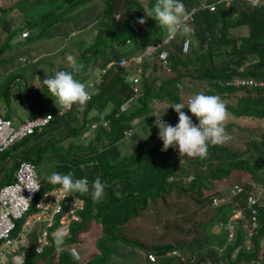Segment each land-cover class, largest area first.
Instances as JSON below:
<instances>
[{
    "label": "trees",
    "instance_id": "16d2710c",
    "mask_svg": "<svg viewBox=\"0 0 264 264\" xmlns=\"http://www.w3.org/2000/svg\"><path fill=\"white\" fill-rule=\"evenodd\" d=\"M18 1L22 0H0V13L13 12L12 9L15 7L18 10L17 14L21 15L19 18L25 20L21 23L19 18H16L18 22L23 24L21 26L16 25L14 23L15 19H13L15 15L8 14L6 21L2 24V28L5 27L9 30L7 32L8 36L2 43V49L5 48L4 44L8 43L6 41L11 38L12 34L21 32L24 27L29 28L35 35H39L45 32V28H39L40 19L43 20L40 26H43L45 24H58V17L60 19L62 17L58 13L56 16L55 9H51L53 12L51 10L41 11L40 16L37 18L32 11L28 10L34 9L33 4L39 2V0H30L32 3L22 9L17 4ZM64 1L67 3L64 8L66 10L91 0ZM195 1L197 0H183V3L187 9ZM100 2L99 19L95 20V23H99V28H96L95 40L99 39V42L94 46H84L83 49H78L81 54L88 55L87 65L79 73V80L88 83L98 79V82L91 86V88L95 87V91L91 93V98L86 103L82 114L73 113L75 115L70 119L77 120L80 118L81 122L72 131L78 132L80 128L88 127L87 119L90 118L89 114L95 107L98 108L101 103H104V107H99L103 111L111 105L109 111L95 115L96 118L93 120L98 121L100 125L94 129L92 137L87 140V144L82 149L84 154L90 153L92 158L101 159L95 169H98L99 176L105 184L104 196L100 201L92 204L90 194H79L84 198L85 206L79 211L80 220L71 224L70 235L66 237L63 250L59 252V256L55 258V244L48 246L41 253L35 252L33 248H28L25 264H118L117 257H120V261L129 259L128 261H132V264H189L188 261L185 262L181 259L180 254H171L172 250L177 251L178 244L169 242L153 244L148 249L143 250L142 255L136 249L124 252L120 246V244L125 246L131 244L135 247V245L140 244L137 239L129 238L123 231L132 230L129 225L130 221L136 219L143 211L148 210L145 208L148 206L149 198L160 197L162 193H170L173 189L176 190L175 194L177 196L187 195L189 191L202 193L208 197L207 202L210 206L216 208V211L208 220L198 222L206 232V239H202L206 244L203 250L205 252L201 253L199 251L201 254H199L197 260L192 262L193 264H221V262L222 264H255V261H257L256 264H264V201H261L264 180L258 179L255 174L257 171L264 169L263 157L250 160L244 156L248 148L239 150L226 144L220 145L213 152H210L206 158L200 159L198 163L191 162L187 167H182L181 174H192V178H188L189 182L185 185L184 180L180 177H178L179 180L174 177L171 180L172 182L168 180L169 175L174 176V173L178 170L175 164L170 163L171 155L174 154L175 157L180 155L178 148L161 151L163 141L158 138L159 130H155L148 137L139 141L129 153L118 154V146L122 143L120 139L128 137L125 129L132 127L129 119L139 116L147 110L148 112L151 111V102L154 98L169 97L172 100V105L184 103L187 107L188 96L185 101L182 100L179 85L181 83V86H184L187 90L193 89L194 87L189 81L190 78L207 84V88L202 89L201 92L209 95H219L227 108L234 111V113L245 114L249 117H264V107H262L264 99L258 98L264 96V85L255 82L236 84L229 81L234 76H249L253 81L264 78V14L262 10L247 5L242 7L239 5L219 7L213 12L201 9L195 13L192 22L194 35L197 39L196 44L191 40L188 50L183 52L181 44L185 35L177 34L170 42L171 50L166 64L158 60L155 55L146 54L142 64L133 69V61L128 57L141 52L143 46L147 43L162 40L169 32L159 26L153 18H148L143 25L138 23V19L145 16L141 2L138 0H100ZM147 3L154 4L155 0H148ZM52 13H54L53 16L48 15ZM213 17H216L218 21L215 22ZM47 19L50 24L47 23ZM52 19L54 21L51 23ZM62 22L64 20L60 21L59 24ZM239 25H247L248 27L247 35L242 37L241 40L229 36V29ZM30 31L28 32L30 33ZM108 36L112 41L107 40ZM26 38L23 36L17 42L21 43ZM86 42L87 40L83 39V43ZM6 47H9V45ZM221 48L224 49L225 55L220 61L214 62L213 53L220 51ZM121 58L127 60L125 65H119L118 60ZM109 60H113L114 63L106 71L101 72V68ZM77 61L79 62V60ZM149 65L152 66L155 72L163 70V73L168 71L169 74L162 77L163 73L160 76L159 73L161 72H159L154 77L152 69L149 73H146ZM62 67L66 69L65 71H71L68 65H62ZM94 68L100 69L95 76L91 74V70ZM129 71L132 73L138 72L140 75L138 83L136 82L139 87V92L136 95L138 103H132L129 109L124 111L120 110L122 102L134 92L132 89L133 81L128 76ZM40 73L38 74L40 75ZM97 89H99L98 94H106L110 90L109 99L104 100V102L102 98L97 99ZM197 92L199 93V90ZM226 95H233L237 99L233 102ZM252 96H255V99L249 100L239 108L238 98L247 99ZM31 103L35 102L31 101ZM135 104H137L136 107ZM74 109L75 112L80 111L76 105ZM182 111L187 114L190 112L187 108L182 109ZM41 112L44 114L47 111ZM68 114L69 112L65 111L57 114V118L50 119L46 125L57 119L66 124L71 123L67 117ZM164 118L166 122L175 126L178 114L169 106ZM124 120H127L125 126ZM103 122H109V125L105 127L102 125ZM36 133L26 136L22 139V142L25 143L30 138L35 137ZM43 136V138L46 137L44 143L36 147L38 154L47 148L55 149L57 143L65 139L58 138L53 134H44ZM95 142L96 145L94 146ZM16 143L14 142L10 148L6 149L0 155V159H4L8 155H15L14 151L19 147ZM108 150L115 155L113 156L114 161L106 157ZM36 157L31 158L35 163L38 162ZM132 160H134L132 166L125 165ZM17 162L14 161L11 168L6 170L5 181L13 177L12 173L17 166ZM196 164H199V166L204 164V167H199L195 173L190 172L189 169L195 167ZM77 166L80 167L79 164ZM80 169L82 168L80 167ZM80 169L76 170L80 171ZM237 170L247 172L253 182L242 181L240 183L242 185L241 192L235 196L236 198H231L227 196V192L229 194V191H227L229 188L228 183L232 184L237 181L235 175ZM72 173L75 179L76 173L74 171ZM96 174L94 177H96ZM110 181L115 182V184H111ZM255 184L261 185L260 204L257 203L256 205L258 212L255 215L258 227L250 235L247 226L249 220L245 221L243 217L232 219L230 205L235 201L238 207L244 208L247 195L250 194L251 188ZM219 192L225 196L224 201L213 205L211 198L218 196ZM204 203L206 202L202 204L204 205ZM246 207L243 211L247 215L250 212V207ZM227 209L230 211L228 218L224 214H219V212H224ZM152 214L154 217V213ZM218 215L221 218H218ZM134 216L136 217L132 218ZM93 224H98L101 227V234L96 240L99 253L89 251L88 254L85 253L79 259H74L66 247L68 245L79 247L80 243L84 244L83 235L81 234L85 233L88 227ZM152 227L153 224L150 228ZM143 228L147 229L148 224H145ZM230 233H232L231 236ZM118 240H120V243ZM199 240L193 241L197 249L199 248ZM168 251L171 253L168 254ZM149 253L154 255L152 259L147 256Z\"/></svg>",
    "mask_w": 264,
    "mask_h": 264
},
{
    "label": "rangeland",
    "instance_id": "374dc122",
    "mask_svg": "<svg viewBox=\"0 0 264 264\" xmlns=\"http://www.w3.org/2000/svg\"><path fill=\"white\" fill-rule=\"evenodd\" d=\"M142 3L147 2L148 0H138ZM32 3L30 0H22L18 1L17 4L19 5L20 9L25 7L26 5ZM67 3L64 0H39V2H36L33 4L32 11L33 14L38 18L40 16L41 11L44 10H51L55 9L54 12L60 14L62 17H58V24H50V25H43L40 26L43 23V20L40 19V25L39 28L43 29L45 28V32L39 35H35L34 32L31 33V36L28 38L27 42L25 44L18 43L16 40L18 32H15L12 34L11 38L7 39L6 43L4 44V47L2 49V43H0V52L3 56V58H0V60H7L6 63H3L0 66V113L7 115L11 118L15 117V122H17V119H22L24 116L28 114H35L38 113V110L43 111H52V113L57 112L58 105L55 102V99L51 96V93L48 92L46 86L43 85L42 81L40 83H37L35 85H32L31 82H27L31 79V77L36 74L40 73L39 70V63H42V65L45 66L44 71L47 72V75L52 76L51 70H54V73L56 71L60 70H66L65 68L57 69L56 67L58 65H68L67 62V55L71 54L79 60V63L83 65V68L87 65V57L86 54H81V51H78V49H83L84 46H94L95 44H98L99 39L95 40L96 38V28H99V23H95V20L98 18L100 14V8H101V2L100 0H91L87 1L84 4H81L77 7H74L72 9H66ZM38 8V9H37ZM13 12H1L0 13V40L4 41L5 38L8 36V31L5 27L2 28V24L4 21H6L8 14L10 13H16L15 17H20V14L18 13L17 8H13ZM52 11V10H51ZM53 12V11H52ZM7 13V14H5ZM29 15V14H28ZM49 16H53L54 13L48 14ZM30 17H33L32 15H29ZM118 16V15H116ZM23 18V17H22ZM99 19V18H98ZM20 22L23 23L25 20L20 19ZM31 20V19H30ZM64 20L61 24H59L60 21ZM213 20L215 22L218 21L216 17H213ZM54 21V19L51 20V23ZM80 27V29H79ZM74 30V31H72ZM167 30V28H165ZM72 31V33H70ZM10 32H12L10 30ZM36 32V31H35ZM248 33V27L247 25H239L234 26L229 29V36L235 37L238 40H241L242 37H245ZM83 39L88 40L85 44L83 43ZM190 39L193 40V43H197V39L194 34L190 35ZM108 41H112L111 38L107 37ZM176 40V39H175ZM178 42V40H176ZM9 45V47H6ZM24 45H27L25 47ZM76 47H75V46ZM191 45V43H190ZM189 45V46H190ZM22 46V47H21ZM166 48L170 52L171 47L170 43L166 45ZM189 48V47H188ZM9 49H13L14 51L20 50V53L13 52L9 53ZM4 50V51H2ZM224 49L221 48L220 51H217L213 53V59L214 62L220 61L225 53L223 51ZM4 53V54H3ZM6 53V54H5ZM23 54L27 58L25 62L21 61L19 59V55ZM35 58V60H33ZM153 71V76L156 77L159 72L160 76L163 73V70H159L155 72L151 65H149L148 70L146 73H149V71ZM71 70V69H70ZM98 68H94L91 70V74L93 76L97 75L99 73ZM49 71V72H48ZM169 73L168 71H165L162 74V77L167 76ZM41 75V73H40ZM133 75H137V79L134 81L139 80V73H133ZM46 78V77H45ZM76 78L79 80V73L77 74ZM43 79V78H42ZM190 84H192V87H194L191 90H187L184 86H181V83L179 85L180 89V95L182 97V100L185 101L186 97L195 95L197 90H199V93L202 91V89L207 88V84L204 82H199L196 79H189ZM138 83V81H137ZM136 87H138V84H134ZM178 87V85H177ZM42 88V89H41ZM95 91L94 88H90V92L93 93ZM99 89L96 90V93L98 94ZM110 90L106 92V94L99 93L97 99L102 98L103 102L104 100L109 99L110 96ZM231 101L235 102L236 97H233V95L227 96ZM260 99H264V96L258 97ZM255 99V96H252L250 98H238V105L239 108L243 106L246 102L249 100ZM31 101H34L35 103H31ZM110 101V100H109ZM100 103V102H99ZM109 103V102H108ZM134 103V102H133ZM135 103H138L135 101ZM152 110L148 112H143L139 116H136L132 119H129L130 126L133 128V132H131L130 136L126 138L120 139L122 143L119 144V155H122L123 153H129L134 146L139 142L148 137L149 134L153 133L155 130H159L158 127L155 125L154 121L156 120V116H161L162 119L165 121L164 115L169 110V106H172V100L169 97H162V98H154L151 102ZM86 106V105H85ZM84 106V108H85ZM104 103H101L99 107H104ZM111 106V105H110ZM108 106L105 110H101L99 107H95V109L89 114V119H87V125L88 130L87 131L84 128H80L78 132H72L78 124L81 122L80 118L77 120H72L71 123H63L57 120H52L49 126L46 128H42L40 130H37L35 137L30 138L25 143L22 142V139L17 140L16 144L19 146L15 151V155H8L4 159H0V174L4 173L5 169L11 168L12 163L15 161L17 162L20 159H31L34 156H37L38 162L36 163V173L38 177L41 179L42 188L40 192L37 194V196L32 200L31 202V208L27 211L30 212L34 207L33 203L36 200V198L40 195H42V192L44 190H47L51 187L57 186V185H51L47 182L46 176L49 175L51 172L56 171L60 173L67 174L69 172H72L75 170L73 167L74 161L81 159V154L84 155L83 146H85L88 139L92 137V134L94 133V129L98 127V124L96 127L92 125L93 122H97L96 120H93L96 118L97 113H104L109 111L111 108ZM137 104H135V107ZM75 105L71 109H66L65 112H69V114L73 111ZM262 107H264V103L262 104ZM83 108V110H84ZM228 109V118L225 121V127L227 133L231 136V139L227 141L225 144L236 148V149H243L247 152L244 154V156L248 157L250 160L256 159L258 157L264 158V117H249L245 114H236L234 111H231ZM80 110V113L82 114V111ZM31 112V113H29ZM189 116L192 117L193 122L198 124V120L195 116L192 115V113L189 112ZM57 118V117H55ZM92 120L90 123L89 121ZM125 124H127V120H124ZM229 122V124H227ZM56 125V126H55ZM103 126L107 127L109 125V122H106L105 124L102 123ZM50 129L49 127H53ZM43 127V126H41ZM38 127V128H41ZM37 128V129H38ZM87 133L85 134V132ZM57 135L60 137H65L66 135H70L69 138L64 139L63 142H59L56 146H61L58 151L55 149L47 148L43 150L42 153L38 154L37 146L41 145L43 143V135ZM143 136V137H142ZM24 139V138H23ZM224 144V145H225ZM96 145V142L94 143V146ZM12 144L10 145V147ZM93 146V147H94ZM220 145H209L208 154L210 152H213L217 147ZM9 147V148H10ZM92 147V148H93ZM8 149V148H7ZM107 152V157L111 159V161H114L115 156L110 150ZM59 153V154H58ZM60 154H62L60 159ZM71 157V158H70ZM118 157V156H117ZM116 158V157H115ZM201 158L199 157H186V156H178L175 157L174 154L171 155V164H175L177 167V171L174 173V176L169 177L168 180L171 181L174 177H176V180H179L178 177L182 178L184 180V184L187 185L189 180H187V176L189 173H183L181 174L182 167H187L191 162H197ZM68 160H73V162H69ZM100 158H92L91 162H94V164L90 167L89 163V184H92V182L100 176L99 173L96 171V177H94V167L99 165ZM135 160V159H134ZM134 160L129 162V164H125L127 166H132ZM61 164H58L61 162ZM87 166V165H85ZM204 167V164H196L195 167L190 168V172L195 173L198 169ZM88 171V172H89ZM78 178H81V171L77 172ZM256 177L258 179L264 180V169L257 171ZM190 175V174H189ZM236 180L239 182H253L251 179V176L247 172L242 171H236ZM95 178V179H94ZM101 179V178H100ZM11 180V179H10ZM114 181V180H113ZM113 181H110L111 184ZM260 182V180H258ZM103 182V181H102ZM172 182V181H171ZM264 182V181H263ZM258 187H260L258 184H255ZM228 186H231V183H228ZM264 190V185L262 186ZM259 189V188H258ZM228 191V190H227ZM176 190L173 189L172 192L167 193L164 192L161 194L160 197L157 198H149L148 206L145 209H148L146 211H143L136 219L130 221L129 225L132 227L131 229L124 230L123 232L125 235H127L129 238H135L140 242L139 245H135L133 247L132 245L128 244L127 246L120 244L122 247V250H137L140 255H142L143 250L148 249L153 244L162 243V242H169L173 244H178L176 247L177 251L173 252L172 255H178L180 254L181 259L185 262L188 261L189 264H193L195 260L198 259L199 254L205 252L203 251L205 249V244L202 241V239H206V232L203 230V228L198 224V222H205L210 218V216L216 211L215 207L210 206V204L207 202L208 197L204 194L200 193H193L189 191L187 195H180L177 196L175 194ZM228 193V192H227ZM209 195V194H208ZM91 197V195L89 196ZM92 199V198H91ZM261 201H264V191L262 193ZM203 202L204 205L202 204ZM92 200V204H95ZM208 203V204H207ZM154 213V217L153 214ZM230 211L227 209L224 212H219V214H224L225 217H229ZM26 216V213L23 214V216L20 219H16V227L11 233V237H15L16 233L18 234V231L20 230V223L24 220ZM136 216L132 217L135 218ZM152 218V219H151ZM218 218H221V216L218 215ZM154 219V221H153ZM145 224H148V228L145 229L143 226ZM153 224V227L150 228ZM100 225L93 224L92 226L88 227L87 231L81 235H83L84 244L80 243L76 247L78 249L79 257L84 255L85 253L88 254L89 251H96L99 253V249L96 244V240L100 236ZM150 228V229H149ZM144 230V231H143ZM157 231H161L158 232ZM122 233V231H121ZM80 239L81 241L83 240ZM197 239H200L198 241V249L197 246L194 245L193 241H196ZM120 243V240H119ZM192 244V245H190ZM181 245V246H180ZM137 246V247H136ZM143 246V247H141ZM140 247V248H139ZM126 250V251H127ZM199 251L201 253H199ZM81 254H80V253ZM151 258V256H148ZM120 257H117L116 260L119 261L118 264H132V261H120ZM131 259V257H130ZM114 264V263H112Z\"/></svg>",
    "mask_w": 264,
    "mask_h": 264
},
{
    "label": "built area",
    "instance_id": "2783aa9c",
    "mask_svg": "<svg viewBox=\"0 0 264 264\" xmlns=\"http://www.w3.org/2000/svg\"><path fill=\"white\" fill-rule=\"evenodd\" d=\"M236 2L262 7L264 12V0H197L186 9L188 13L187 23L192 31L185 35L181 45L182 51H187L191 43L190 35L194 34V26L192 22L197 11L201 9L215 11L219 6L228 7ZM28 34L29 32L27 29L21 31L22 36H27ZM174 37L175 36L171 34H167L162 40L150 42L143 47L141 52L132 54L128 57L133 61V69L136 67L138 68V65L142 64L146 54L155 55L158 60L163 64H166L169 58V51L166 48V45L170 43ZM20 60L26 61V57H20ZM126 61L125 58H121L118 60V63L119 65H125ZM113 63V60L107 61L101 68V72L106 71V69L111 67ZM129 79L135 80L137 79V75H133V73L130 72ZM97 80L95 79L88 83L93 86L94 83L98 82ZM227 82L229 83V81ZM232 82L261 83L257 80L253 81L251 78L246 79L245 81L240 78H235ZM133 89L136 90L137 87L134 85ZM128 103V101H125L124 105H127ZM65 110L66 109L62 112L58 110L56 113L46 112L45 114L26 116L23 119H17V122H15V117L11 118L0 113V155L9 148L11 144L34 133L36 128L45 126L50 119L57 116L56 114H61ZM92 125L95 126L96 124L92 123ZM131 131L132 128L125 130L126 134H130ZM5 175L6 170H4V173L0 174V179H3ZM191 177L192 176L190 175L188 178ZM40 188L41 179L36 173V165L28 159L18 160L13 179L0 184V257L5 259V263L10 264L13 255H21L25 253L26 257L27 250L30 246V233L36 234L34 244L35 251L38 247L43 251L44 247L50 243L52 232L63 227L67 230V236H69L71 232V224L79 221L81 218L79 211L85 206L84 198L79 195L81 193H74L73 195L69 194L66 196L60 186L57 185L43 191L42 195L36 198L33 203L34 208L21 223V230L18 231L16 237H11V233L16 227L15 220L20 219L23 214L31 208V202L40 192ZM252 188L253 189L247 198V205L250 207V214L245 217V221L249 220L247 226L250 235L253 233L254 229L258 227V223L255 220V215L257 214L258 209L255 204L258 202L261 192L257 185H253ZM241 190L242 185L240 182H235L232 186L233 194H237ZM222 201H224V198L220 195L211 198L213 205L219 204ZM240 215L241 211L236 210L231 214V218L235 219ZM231 235L232 233H230V236ZM153 257L154 255L151 254V258ZM254 263L256 264L257 261Z\"/></svg>",
    "mask_w": 264,
    "mask_h": 264
},
{
    "label": "clouds",
    "instance_id": "9594fccd",
    "mask_svg": "<svg viewBox=\"0 0 264 264\" xmlns=\"http://www.w3.org/2000/svg\"><path fill=\"white\" fill-rule=\"evenodd\" d=\"M233 5H239L240 7L247 5L250 7L260 8L262 10V13L264 14L262 7L259 6H251L250 4H240L238 2L233 3ZM219 7H223V6H219ZM142 8L145 13V16L143 18L138 19V23H140L141 25L145 24L148 18H153L155 21H157L159 26H161L162 28H167L169 34L173 36L177 34L186 35L192 31L187 23L188 13L183 3V0H155L154 4H149L147 2L142 3ZM66 59L71 71H65V70L56 71L53 76H49L46 74V78L42 80V83L44 86H46L48 92H50L51 96L55 99L56 104L60 108V112H62L64 109H71L73 105H76L79 110H83L84 106L91 98V92H90L91 84L82 82L76 78L77 74L83 70V65L77 61V58L69 54L67 55ZM235 78H240L245 81L250 77L234 76L231 80H229L230 83ZM132 81H133V85H132V89H133L134 84H137L136 82L138 80L137 81L132 80ZM257 81L261 82L260 85H264V78H258ZM236 84H241V83H236ZM138 88L139 87H137L136 90L133 89L134 92L126 99H124V101L121 104L122 107H120V110H124V111H126V109L128 110L129 107L132 105V103L136 101V95L139 92ZM125 101H128L129 103L127 105H124ZM171 108H173L178 114V123L176 122L177 124L175 126L164 121L161 116L155 115L156 120L154 121V123L159 129L158 138L163 141V147L161 151H167L169 148H174V149L178 148L179 155L181 157L182 156L192 157V158L199 157L203 159L206 158L208 155L209 145H213V146L223 145L231 139V136L227 133L225 127V121L228 118V109L225 102L219 95H209V94H204L202 92L197 93L195 95L190 96L187 99V107H185L184 103H175L171 106ZM184 108L190 110L192 115L197 118L198 124L193 122L191 116H189L187 113L182 111V109ZM91 122L92 120L90 121V123ZM93 123L96 124L94 127L98 125L97 122H93ZM103 123L105 124V122ZM31 161L34 162L33 160ZM15 169L13 170L12 173L13 176ZM190 175L192 176V174ZM190 175H188L186 178L188 179ZM73 177L74 174L72 172L64 174L53 171L46 176V180L51 185H59L61 190L66 194V196L69 194L73 195L74 193H81V194L90 193L91 198L94 202L100 201L103 198L105 192V184L101 181L99 177H97L92 182L91 186H89V182L86 178L74 179ZM169 177L172 178L171 175H169ZM12 179L13 177L11 178V180ZM235 182H239V181H235ZM235 182H233L231 186L227 189L229 191V194L227 193V196L231 198H236L235 196L238 194V193L233 194L232 192V186ZM41 188H42V184H41ZM252 189L253 188H251V190ZM219 195L222 196L223 198L225 197L220 192ZM249 195L250 194L247 195V198ZM257 203L260 204V201L258 200ZM257 203L255 204V206L257 205ZM230 206L232 209V213L236 210L241 211V215L236 218L243 217V219L245 220V217H247L250 214L249 212V214L246 215L244 214L243 211V209H246L247 208L246 206H248L247 199H246V206L244 208L238 207L235 201H233V203ZM30 212H26V216ZM21 223H20V227H21ZM51 235L52 236H50V238L53 239V242L56 247V252L62 251L64 241L66 237H68L67 230L61 227L58 228L56 231L52 232ZM29 244L30 246L32 245V243L30 242ZM76 247L77 246L68 245L66 249L74 259H79L78 249H76ZM36 251L37 253L42 252L39 247L36 249ZM127 251H132V250L129 249ZM167 253L170 254L171 252L168 251ZM147 256H151V254L149 253L147 254ZM25 259H26L25 253L21 255H13L10 264H25ZM149 259L152 258L149 257ZM0 264H5V259L3 257H0Z\"/></svg>",
    "mask_w": 264,
    "mask_h": 264
},
{
    "label": "crops",
    "instance_id": "0c3cea01",
    "mask_svg": "<svg viewBox=\"0 0 264 264\" xmlns=\"http://www.w3.org/2000/svg\"><path fill=\"white\" fill-rule=\"evenodd\" d=\"M10 14V13H9ZM10 15H12V16H14V15H16L15 13H11ZM16 18H18V17H15L14 16V18L13 19H15L14 20V23L16 24V25H19V26H21V25H23V24H21L20 22H18L17 21V19ZM24 29H27L28 31H30V29L29 28H23L22 30H24ZM79 29H80V27H79ZM21 30V31H22ZM31 32L32 31H30V33L27 35V36H24V37H27L25 40H24V42L22 43V44H20V45H22L23 46V44H25L26 42H27V40H28V38L31 36ZM72 33V32H71ZM18 37H17V39H14V40H16V41H18L19 39H21L23 36L21 35V32H18V35H17ZM86 40V39H85ZM88 41V40H87ZM4 41H1L0 40V43H3ZM21 46V47H22ZM25 47H27V45H24ZM8 51V55H9V53L11 52V53H13V52H17V51H14L13 49H9V50H7ZM17 53H20V50H18V52ZM4 54V53H3ZM6 54V53H5ZM1 56H3L2 54H0V58H3V57H1ZM20 57H25V56H23V54H20L19 55V59H20ZM26 60H27V58H26ZM33 60H35V58H33ZM7 62V60H5V59H3V60H0V66L3 64V63H6ZM25 62V61H24ZM44 68H45V66L44 65H42V63H39V70H41V75H39V74H36V72L34 73V75L31 77V79L30 80H28V78H27V82H31V84L32 85H35V84H37V83H40L45 77H46V74H47V72L45 73V71H44ZM57 69H60V68H63L62 67V65L60 64V65H58L57 67H56ZM49 72V71H48ZM51 74H53L54 75V70H51V72H50ZM52 75V76H53ZM43 78V79H42ZM76 109V108H75ZM75 109H73V111L70 113V114H68V119H70L73 115H75V114H73V113H77V114H79L80 113V111L79 112H75ZM55 109H53V110H51V111H47V112H52V111H54ZM58 110H60V108L58 107L57 108V111ZM41 111H43V110H38V113H35V114H28V115H26V116H32V115H37V114H42V112ZM41 112V113H40ZM29 113H31V112H29ZM46 113V112H45ZM44 113V114H45ZM2 114V113H1ZM80 115V114H79ZM26 116H24V117H26ZM23 117V118H24ZM22 118V119H23ZM20 120V119H19ZM69 121H71L72 122V120L70 119ZM49 125H45V126H43V127H41V128H36V130H35V132L37 131V130H40V129H42V128H46V127H48ZM56 126V125H55ZM87 126H85L84 127V129H86L87 131H89V132H91L90 130H88L87 128H86ZM50 129H52V128H54V126L53 127H49ZM49 135V134H48ZM56 137H58V138H61L60 136H57V135H55ZM69 136L70 135H66L65 137H63L62 136V138H69ZM41 138H43V137H41ZM46 138V137H45ZM45 138H43V140L45 139ZM67 140V139H66ZM64 141V140H63ZM62 141V142H63ZM43 143H44V141H43ZM42 143V144H43ZM59 143V142H58ZM57 143V144H58ZM85 144H87V143H85ZM36 146H39L38 144H36ZM61 147V146H60ZM59 146H57L56 148H60ZM55 150H59V149H55ZM59 154V153H58ZM61 156H62V154H60V159H61ZM107 157V156H106ZM71 158V157H70ZM108 158V157H107ZM62 160V159H61ZM69 162H73V160H68ZM92 161V156L90 155V153H87V154H81V159L80 160H77V161H74V163H73V167L74 168H76V169H80V167L83 169H80V171H81V173H83L82 175H81V178H86L87 180H88V175H89V173H90V171H89V168L93 165V162H91ZM62 163V161L61 162H59L58 164H61ZM79 164V166L80 167H78L77 165ZM88 163H89V165H90V167L88 166ZM85 165H87V166H85ZM74 170V172L76 173V178L75 179H80V178H78V174H77V172H79V171H77V170ZM89 171V172H88ZM99 172L98 171V169L96 170L95 169V167H94V175H95V172ZM5 179H6V175L4 176V178L3 179H0V184L2 183V182H6L5 181ZM9 181V180H8ZM102 181V180H101ZM90 194V193H89ZM16 235H17V233H16ZM35 233H33V234H31L29 237H30V243H32V245L29 247V249H34V244H35ZM50 245H54V242H53V239H51V242H50V244L49 245H47L46 247H45V249L48 247V246H50ZM35 251V250H34ZM36 252V251H35ZM56 252V248H55V251H54V253ZM55 258H57V256H59V252H56L55 254ZM5 264H9V263H5ZM108 264V263H107Z\"/></svg>",
    "mask_w": 264,
    "mask_h": 264
}]
</instances>
